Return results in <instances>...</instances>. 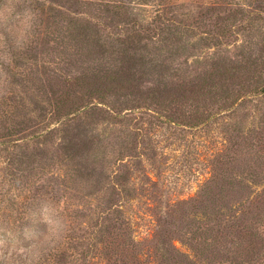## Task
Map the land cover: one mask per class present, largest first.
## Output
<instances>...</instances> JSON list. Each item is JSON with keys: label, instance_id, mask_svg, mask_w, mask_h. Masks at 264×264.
Returning <instances> with one entry per match:
<instances>
[{"label": "rangeland", "instance_id": "1", "mask_svg": "<svg viewBox=\"0 0 264 264\" xmlns=\"http://www.w3.org/2000/svg\"><path fill=\"white\" fill-rule=\"evenodd\" d=\"M197 2L207 0H34L41 14L37 37L13 53V94L0 100V264H29L33 241L24 230L46 231L38 222L41 199L54 201L69 221L73 239L64 264L80 263L101 221L112 220L122 226L109 231L129 228L140 242L136 251L147 258L166 223L190 222L187 202L225 159L234 157L236 169L264 166V93L241 103L239 97L228 109L207 95L197 101L146 95L154 87L207 84L213 64L241 73L229 81L231 91L264 85V67L255 70L264 64V7H243L235 18L229 7L169 19ZM227 24L230 31L217 44L212 33ZM106 74L121 83L77 91L85 98L66 83L73 75ZM256 179L248 184L259 190L264 177ZM175 225L171 243L192 259L186 228ZM246 256L228 253L219 264H264V249ZM214 258L207 253V260L193 262ZM98 260L87 256L89 263Z\"/></svg>", "mask_w": 264, "mask_h": 264}, {"label": "trees", "instance_id": "2", "mask_svg": "<svg viewBox=\"0 0 264 264\" xmlns=\"http://www.w3.org/2000/svg\"><path fill=\"white\" fill-rule=\"evenodd\" d=\"M203 5L202 2H197L195 5L199 8V14L196 17H201L207 13L218 14L217 11L229 10L230 7L231 18H235V15L243 12V7L261 10L264 7V0H207L206 6ZM203 7L205 10H201ZM249 15L250 12H247L246 17ZM229 18L224 16L222 20L227 21ZM169 19L174 23L183 20L181 14L176 13H171ZM229 25L218 27L216 32L212 33L211 39H215L218 44L219 38L225 37L226 33L230 31ZM217 61L219 62V59ZM263 67L262 61V64L257 66L255 70L257 68L261 70ZM235 68L234 66L226 68L213 64L207 70V84L202 82L188 86L186 83H181L173 86L154 87L146 95L149 94L148 98L153 100L185 96L192 101H197L207 95V99L211 98L212 102L219 100L225 103V109L233 107L236 102L238 105L239 97L241 103L249 99L248 95L262 96L264 85L253 88L244 84V86H239L240 89L236 92L234 89L231 91V88L228 87L229 81L237 75L241 76V73L234 72ZM66 83L69 88L74 89V93L77 95V91L88 90L89 93L93 87L118 85L121 81L119 76L111 74L73 75L66 79ZM80 96L81 98L84 97ZM82 102V105H89L87 101ZM262 138L264 139V137ZM260 152L259 159L262 157L264 162L262 148H260ZM233 163L236 164L234 157L225 159L223 167H220L221 169L217 171V174L203 185L200 194L187 202L191 216L188 224H184L181 217L174 219L170 226L166 223V227L169 228L162 234L161 239L156 244L153 243V247L147 249V258H151L150 260H153L154 264H194L193 259L202 257L207 260V253H211L213 258L218 257L209 259L206 264H219L223 262L221 258L228 253H235L237 258H243L247 254L245 261H249L251 256L264 249V185L259 190H255L253 185L248 184L250 178L253 179V182L254 180L258 182L256 177H264V166L258 162L249 168L236 169ZM106 208L104 211L109 213L108 210H110L111 205ZM117 212L118 210H116ZM176 222H180L182 228H186L188 235L185 238V244L193 251L194 257L192 259L184 252L176 249L171 243L172 236L170 233L177 230ZM121 226L122 223L116 224L114 220L110 223L101 221L99 233L86 247L82 248L78 255L80 263L76 262L75 264H81V262L82 264H149L141 249H138L140 253L136 251L140 242L134 240L129 233V228L125 227L122 229L123 232L109 231L111 228L119 229ZM72 237L67 233L62 243L57 242L51 246L45 245L36 264H43L44 262H48L47 264H64ZM101 243V249L98 252L96 251L97 245ZM90 254L97 256L98 262L89 263L87 256ZM141 254L146 260L142 258ZM242 262L238 264L245 263Z\"/></svg>", "mask_w": 264, "mask_h": 264}, {"label": "clouds", "instance_id": "3", "mask_svg": "<svg viewBox=\"0 0 264 264\" xmlns=\"http://www.w3.org/2000/svg\"><path fill=\"white\" fill-rule=\"evenodd\" d=\"M183 19L191 20L199 14V8L185 3L180 10ZM41 25V14L34 0H0V100L13 94V53H21L34 42ZM38 222L46 226L44 233L25 228L24 237L33 241L31 260L37 261L45 245L51 246L69 231V221L62 216L57 204L48 199L38 203Z\"/></svg>", "mask_w": 264, "mask_h": 264}]
</instances>
